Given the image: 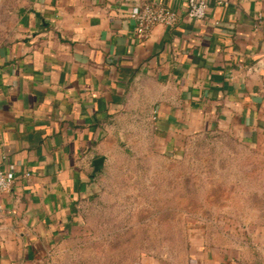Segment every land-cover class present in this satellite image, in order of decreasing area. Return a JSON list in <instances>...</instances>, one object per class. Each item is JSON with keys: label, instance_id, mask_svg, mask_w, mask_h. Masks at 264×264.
I'll return each instance as SVG.
<instances>
[{"label": "crops", "instance_id": "crops-1", "mask_svg": "<svg viewBox=\"0 0 264 264\" xmlns=\"http://www.w3.org/2000/svg\"><path fill=\"white\" fill-rule=\"evenodd\" d=\"M144 3L177 22L138 38L128 14ZM186 6L0 0V167L15 176L0 194V264H48L81 236L115 152L145 138L180 153L191 136L237 137L256 153L263 199L264 0H209L202 19ZM254 212L239 240L223 234L181 261L139 264H264V207Z\"/></svg>", "mask_w": 264, "mask_h": 264}, {"label": "rangeland", "instance_id": "rangeland-1", "mask_svg": "<svg viewBox=\"0 0 264 264\" xmlns=\"http://www.w3.org/2000/svg\"><path fill=\"white\" fill-rule=\"evenodd\" d=\"M140 141L115 152L97 199L85 205L84 232L62 242L48 264L181 261L202 240H239L240 224L264 207L255 197L256 153L237 137L191 136L180 153Z\"/></svg>", "mask_w": 264, "mask_h": 264}, {"label": "built area", "instance_id": "built-area-1", "mask_svg": "<svg viewBox=\"0 0 264 264\" xmlns=\"http://www.w3.org/2000/svg\"><path fill=\"white\" fill-rule=\"evenodd\" d=\"M209 0H187L185 15L187 18L202 19L206 14ZM134 21L133 31L138 38L147 36L149 29L155 24L172 27L177 22V13L161 5L144 3L133 6L128 14ZM14 173L0 167V194L10 190ZM1 209V204H0Z\"/></svg>", "mask_w": 264, "mask_h": 264}, {"label": "water", "instance_id": "water-1", "mask_svg": "<svg viewBox=\"0 0 264 264\" xmlns=\"http://www.w3.org/2000/svg\"><path fill=\"white\" fill-rule=\"evenodd\" d=\"M102 163V158H98L94 161V167L97 169L98 166Z\"/></svg>", "mask_w": 264, "mask_h": 264}]
</instances>
